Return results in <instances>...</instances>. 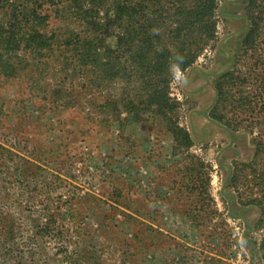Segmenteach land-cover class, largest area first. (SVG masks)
Returning a JSON list of instances; mask_svg holds the SVG:
<instances>
[{
    "label": "rangeland",
    "instance_id": "1",
    "mask_svg": "<svg viewBox=\"0 0 264 264\" xmlns=\"http://www.w3.org/2000/svg\"><path fill=\"white\" fill-rule=\"evenodd\" d=\"M245 6L219 0L217 39L187 71L173 70L170 97L193 140L187 149L147 114L105 120L92 109L96 90L82 84L56 89L46 77L39 89L1 87L0 171L8 178L0 182V264H264L260 211L231 182L236 165L252 160L257 131L211 116L220 75L241 73L251 93L257 85L247 76L255 60L242 49Z\"/></svg>",
    "mask_w": 264,
    "mask_h": 264
},
{
    "label": "trees",
    "instance_id": "2",
    "mask_svg": "<svg viewBox=\"0 0 264 264\" xmlns=\"http://www.w3.org/2000/svg\"><path fill=\"white\" fill-rule=\"evenodd\" d=\"M218 9L219 0H0V89L14 82L21 91L39 89L46 77L56 82V89L82 84L96 90L99 101L92 109L105 120L112 115L126 121L147 114L151 123H167L165 130L174 136L177 147L190 148V133L174 118L179 104L170 97V83L174 69L187 71L217 39ZM245 18L249 27L242 49L255 60L247 76L257 85L251 93L242 87L246 78L241 73L220 75L214 83L219 99L211 116L234 131L246 123L250 132L257 131L252 160L236 165L231 182L234 187L241 183L248 195L253 194L245 205L259 209L261 227L264 0H246ZM117 80L122 85L113 99L109 89ZM236 81L238 89L225 88ZM4 106L0 105V119ZM231 109L241 110L242 117L230 118ZM6 178L0 171V182ZM48 229L42 226L36 235ZM6 236H13L11 220L6 222Z\"/></svg>",
    "mask_w": 264,
    "mask_h": 264
}]
</instances>
